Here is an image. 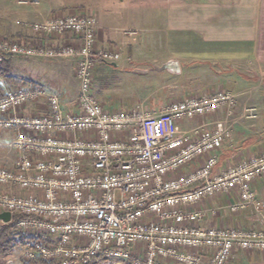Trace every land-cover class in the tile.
<instances>
[{"label":"built area","instance_id":"built-area-1","mask_svg":"<svg viewBox=\"0 0 264 264\" xmlns=\"http://www.w3.org/2000/svg\"><path fill=\"white\" fill-rule=\"evenodd\" d=\"M97 28L93 15L59 13L30 24L29 37H0V67L7 58L70 60L78 82L75 111L38 84L0 93V131L12 134L16 153L11 167L0 166V214L9 213L24 237L22 263L229 264L237 251L264 252V198L252 189L264 178V151L216 169L234 97H189L158 114L145 106L107 110L94 95V69L121 54L98 48ZM219 112L225 118L181 129ZM243 118L255 120L256 109ZM233 194L229 212L250 209L261 228L199 226V205Z\"/></svg>","mask_w":264,"mask_h":264},{"label":"crops","instance_id":"crops-1","mask_svg":"<svg viewBox=\"0 0 264 264\" xmlns=\"http://www.w3.org/2000/svg\"><path fill=\"white\" fill-rule=\"evenodd\" d=\"M156 1L158 3L155 8H159L158 12L163 14V20L154 30L158 37V43H154L158 58L147 62L143 57L146 46H148L149 30H145L140 37L137 35L133 38L123 35V31H142L135 28L139 26L145 29L143 24L134 25V22L131 23L130 16H122L121 12L119 16H95L98 24V48H113L119 51L121 59L116 63L98 62L94 73L97 68L107 67L122 76L142 77L148 73L143 69L149 66L177 76L184 72L193 75L203 73L206 79L202 80V90L210 88L209 83L216 82L218 89H227L236 97L238 105L247 101L255 106L257 111L255 121H234L232 123L230 137L224 141L216 154L218 161L216 169L223 170L226 167L235 166L240 161L262 153L264 151V0ZM16 5L30 6V4L18 5L17 3ZM30 12L25 11L23 16L27 17ZM56 14L59 13L39 15L34 21L41 22ZM136 19H138L137 16ZM35 22L27 21L21 26L14 25L10 39L31 36L29 25ZM144 33L147 34L144 35ZM65 61L73 64L70 60ZM169 63L173 64L171 70L166 68ZM59 69L60 76L56 77L57 89H54L52 84L53 90L47 89L59 97L66 111H75L73 104H67L64 101L67 86L64 74L67 71L65 73L63 69ZM72 78L77 96L78 82L73 74ZM38 85L45 86L42 82ZM106 94L109 95L110 92L107 91ZM201 95L191 94L178 100ZM137 106L148 107L151 111L152 109L158 110L157 106L152 108L150 104L142 103L133 107ZM26 110L31 113L39 108L30 107ZM223 117V112L216 114L217 119H223ZM202 122L208 123L199 120L185 122L181 125V129L187 131L201 125ZM11 152L14 161L9 163V166H12L16 160V153L13 150ZM2 156V142L0 141V161ZM252 189L257 199L264 198V178L258 179ZM236 200L237 195L233 194L231 196L221 195L204 201L197 207L204 212V218L199 226L203 228L234 226L243 230L261 228L263 225L254 211L246 209L235 215L229 212V204ZM6 259L7 261L3 264H23L12 253L8 254ZM229 264H264V252L237 251Z\"/></svg>","mask_w":264,"mask_h":264},{"label":"rangeland","instance_id":"rangeland-1","mask_svg":"<svg viewBox=\"0 0 264 264\" xmlns=\"http://www.w3.org/2000/svg\"><path fill=\"white\" fill-rule=\"evenodd\" d=\"M30 6L19 7L16 5V0H0V37H12V27L14 25L21 26L23 22H35L39 15L55 14V13H82L86 15H93L99 17L106 16H130L131 23L134 25L140 23L146 28L143 29L138 26L135 28L137 35L143 34L145 30H149L148 46L144 53V59L147 62L154 61L158 56L155 50L154 43H158V37L155 35V29L159 22L163 20V14L156 9V0H26ZM187 2H194V0H186ZM185 1V2H186ZM24 10V11H23ZM31 11L27 17L23 13ZM121 12V13H120ZM32 13V14H31ZM120 13V14H119ZM155 14H157L155 16ZM136 16L138 19H136ZM161 16V18H160ZM35 20V21H34ZM137 20V21H136ZM123 24V23H120ZM127 31H123L124 33ZM147 33H144V35ZM126 36V35H124ZM127 37V36H126ZM136 36H133V38ZM13 60V61H12ZM11 60L10 74L8 77H0V93L5 90H13L16 86L27 83L40 84L41 82L53 90L57 89L56 77L59 75V68L67 71L66 74V92L64 101L67 104H73L76 96L75 83L72 78L74 76V64L65 60L57 61H40L35 59L15 58ZM185 70V69H184ZM183 70V71H184ZM143 71H148L145 75L122 76L117 71H113L107 67L97 68L94 73V95L100 99L107 110L132 109L133 106L139 104H150V107L158 108L157 111L152 109V112L158 114L169 103L186 97L188 95H201L214 91H223L234 97V108L229 120L231 126L234 121H255L243 118V112L247 107L255 106L250 103L243 102L240 105L237 103L236 97L227 89H218V83L211 82L206 90H202V83L206 77L203 73L193 75L192 73L184 72L182 75L171 74L162 69L146 67ZM60 76V75H59ZM14 82H10L9 79ZM50 83H48V81ZM52 84V85H51ZM207 85V84H206ZM107 91L110 94H106ZM66 106V105H65ZM256 109V108H255ZM225 118V115L224 117ZM220 120L216 115L206 119L207 122ZM233 121V122H232ZM0 141L2 142L3 156L0 161V166L11 167L9 163L14 161V156L9 147L11 143V133L0 131ZM3 223L0 222V227ZM15 239L23 242L24 237L19 236L15 228L13 229ZM21 244L11 253L18 259L20 263V248ZM3 259V261H2ZM2 263L7 261L6 256L1 258ZM24 264V263H23Z\"/></svg>","mask_w":264,"mask_h":264},{"label":"trees","instance_id":"trees-1","mask_svg":"<svg viewBox=\"0 0 264 264\" xmlns=\"http://www.w3.org/2000/svg\"><path fill=\"white\" fill-rule=\"evenodd\" d=\"M11 60L12 58H7V60L0 67V77L6 78L10 74ZM9 81L14 82L11 78ZM13 229V223L2 224L0 227V264H3L1 258L10 254L21 244L22 239H15Z\"/></svg>","mask_w":264,"mask_h":264},{"label":"water","instance_id":"water-1","mask_svg":"<svg viewBox=\"0 0 264 264\" xmlns=\"http://www.w3.org/2000/svg\"><path fill=\"white\" fill-rule=\"evenodd\" d=\"M167 69H172L173 68V64L169 63L166 67ZM11 221V216L9 213H1L0 214V222L3 224H8Z\"/></svg>","mask_w":264,"mask_h":264}]
</instances>
